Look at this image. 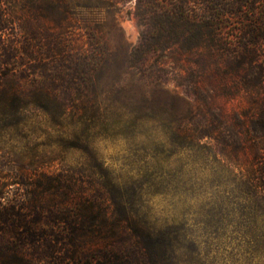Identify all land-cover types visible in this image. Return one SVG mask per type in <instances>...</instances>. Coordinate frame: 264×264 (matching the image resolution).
I'll return each mask as SVG.
<instances>
[{
    "label": "rangeland",
    "instance_id": "obj_1",
    "mask_svg": "<svg viewBox=\"0 0 264 264\" xmlns=\"http://www.w3.org/2000/svg\"><path fill=\"white\" fill-rule=\"evenodd\" d=\"M7 4L21 62L13 67L28 68L18 71L22 93L37 94L31 77L39 76L43 61L49 66L58 59L72 62L63 64L56 85L66 92L65 112L38 106L48 101L42 96L26 97L11 109L0 104V193L9 204L0 218V243L23 245L37 264H89L90 256L100 251L122 249L117 239L85 235L77 248L67 246L66 224L56 222L55 216L71 212L73 201L66 198L69 190L64 187L74 185L90 195L122 197L133 215L144 217L150 227L176 230L177 264H264V199H256L252 187L241 186L239 180V173L264 167V132L250 130V118L245 117L264 115V82L247 80V66L222 62L200 80L198 95L186 92L185 84L176 80L146 83L129 60L141 30L134 16L136 0ZM225 25V32L235 35L239 19ZM250 52L249 59L264 71V46L251 47ZM79 55L100 67L95 93L77 92L82 81L71 69ZM156 60L151 57L148 65ZM166 66L190 78L184 60H169ZM7 71L0 70L1 76ZM234 113L243 117L245 126L235 156L237 146L227 138L228 161L214 140L193 137L208 121L216 123L215 114L224 117L219 126L228 135ZM53 178L62 181V190L42 192L34 184L44 182L45 188ZM39 206L44 207L39 227L50 240L58 239L56 252L53 241L43 240L35 248L23 236L35 224ZM70 253L76 261L68 260Z\"/></svg>",
    "mask_w": 264,
    "mask_h": 264
},
{
    "label": "trees",
    "instance_id": "obj_2",
    "mask_svg": "<svg viewBox=\"0 0 264 264\" xmlns=\"http://www.w3.org/2000/svg\"><path fill=\"white\" fill-rule=\"evenodd\" d=\"M8 2L9 0H0V49L3 51L0 56V70H8L5 76L0 74V104L6 105L4 109H11L26 97L36 100L42 96L48 101L44 105L37 103L38 106L54 112H65L68 108L64 95L66 92L61 93L56 85L61 79L60 74L64 72L63 64L71 63V60H54V65L50 66L49 62L43 61V65L38 67L39 76L31 77L34 81L32 87L38 91L37 94L34 91L27 92L28 94L21 92V87L18 86L21 76L18 71L27 72L28 68L16 70L13 67L21 66V62L17 55V38L13 34L14 19L8 10ZM134 16L141 30L129 60L146 83L154 82L157 86L169 79L176 80L177 85L185 84L186 92L198 95L200 80L213 69L219 68L222 62L233 68L247 66V80L252 78L255 83L264 82L263 69L257 61L248 57L252 53L251 47H259L261 44L264 46L261 43L264 42V0H136ZM233 18L239 19V27L235 35H229L224 30L227 27L225 22ZM151 57H156L157 60L148 65ZM169 60L174 64H180L184 60L190 78L170 71L166 66ZM71 71L75 79L80 78L79 81H82L81 84L77 83V92L80 95L98 90L100 67H97L96 61L79 55ZM170 72L173 76H169ZM245 117L250 118V130L255 133L264 132V115L246 114ZM215 119L216 123L208 121L193 138L214 140L221 145L222 155L229 161V155L226 154L229 147L227 138L231 137L237 146L233 154L235 156L240 149L239 132L245 126L243 117L238 113L232 115L233 124L227 127L229 137L219 126L225 123L224 117L215 114ZM186 130L185 133L188 134L189 130ZM239 180L241 186L252 187L256 192V199H259V195L264 199L261 194L264 191V167L248 174L239 173ZM43 183L37 181L34 184L37 188H43L42 192L51 189L59 191L64 187L58 178L49 179L50 185L45 188L42 187ZM71 187H64V191L69 190L65 194L66 198L73 201L71 212L62 211L55 216L56 222L66 224L67 246L77 248L84 241L81 237L85 235L92 240L117 239V247H123L100 251L90 256L89 264H177L176 251L179 243L176 230L150 227L144 217L133 215L130 203L123 201L122 197H108L100 192L90 195L81 191L82 186ZM2 198L0 193V218L4 217L3 214L9 208V204ZM43 208L39 206L35 213V224L38 227L33 228L35 224H31V229L23 236L30 238L35 248L43 240L53 241L51 249L56 252L55 243H58V239L50 240L47 231L39 227L43 224ZM261 217L263 220L264 216ZM71 254L66 256L68 260L76 261ZM36 262L23 245L7 246L0 243V264H37Z\"/></svg>",
    "mask_w": 264,
    "mask_h": 264
}]
</instances>
